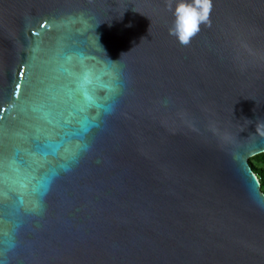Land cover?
I'll use <instances>...</instances> for the list:
<instances>
[{
	"label": "water",
	"instance_id": "obj_1",
	"mask_svg": "<svg viewBox=\"0 0 264 264\" xmlns=\"http://www.w3.org/2000/svg\"><path fill=\"white\" fill-rule=\"evenodd\" d=\"M179 2L0 0L6 264H264V0H212L186 45Z\"/></svg>",
	"mask_w": 264,
	"mask_h": 264
},
{
	"label": "snow or ice",
	"instance_id": "obj_2",
	"mask_svg": "<svg viewBox=\"0 0 264 264\" xmlns=\"http://www.w3.org/2000/svg\"><path fill=\"white\" fill-rule=\"evenodd\" d=\"M207 3H209L210 8L208 12V19H209V13L212 8V0H206ZM42 27L46 26L41 25ZM186 31H188L186 29ZM199 31V28L193 33H188V43L190 42V39ZM35 35V33H34ZM30 71V69H29ZM67 71L66 69L64 70ZM24 72L21 70L20 76L23 77ZM43 83V82H42ZM17 90L19 89V85L16 86ZM14 95H17V93H14ZM18 98V95H17ZM41 104H43V100L40 101ZM97 107H101V105H97ZM35 111V109H34ZM99 112H97V116H99ZM63 115V113H61ZM77 120L78 123L81 124L84 131H87V124L89 121L88 115L85 113V109L81 108L79 110H73L69 113V119L68 120H60L56 123H52L51 121H48L50 124V128L48 129H41L39 127L35 128L36 135H25L22 138L26 141H30L31 147L27 148L25 150V154L29 157L35 159L36 156H42L43 157V164H46L48 166H51L52 161L48 160V157L51 155L54 158H61L59 149L64 147L65 141L69 138L70 135L74 137V133H70L67 131V129L71 126L72 121ZM26 128H32V125H25ZM5 135V132L3 129H0V140H2L3 136ZM58 137V140L56 139ZM48 149H52L51 152L48 151ZM79 149V145L76 146V150ZM19 150L16 151V158L14 159V162H18L20 164H27L28 170L32 171V165L29 164L27 161H18L19 157ZM69 156L74 157L75 151L73 150H65V157L68 158ZM38 165L40 164L39 161L36 162ZM7 157L3 154V151H0V181L7 179ZM4 185L0 183V193L3 192ZM30 194H37V193H30ZM42 195V194H40ZM21 203H23V199H21ZM39 201H37L38 205ZM2 223V221H0ZM4 233L2 229H0V240H2ZM0 264H6V262L2 259H0Z\"/></svg>",
	"mask_w": 264,
	"mask_h": 264
},
{
	"label": "clouds",
	"instance_id": "obj_3",
	"mask_svg": "<svg viewBox=\"0 0 264 264\" xmlns=\"http://www.w3.org/2000/svg\"><path fill=\"white\" fill-rule=\"evenodd\" d=\"M209 8L210 5L206 0H191V2L180 0L174 9L175 19L170 34L174 35L181 44H188L189 31L194 33L201 23L208 20Z\"/></svg>",
	"mask_w": 264,
	"mask_h": 264
},
{
	"label": "trees",
	"instance_id": "obj_4",
	"mask_svg": "<svg viewBox=\"0 0 264 264\" xmlns=\"http://www.w3.org/2000/svg\"><path fill=\"white\" fill-rule=\"evenodd\" d=\"M250 164L260 179L261 188L264 192V154L258 155L250 160Z\"/></svg>",
	"mask_w": 264,
	"mask_h": 264
}]
</instances>
